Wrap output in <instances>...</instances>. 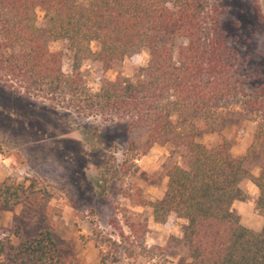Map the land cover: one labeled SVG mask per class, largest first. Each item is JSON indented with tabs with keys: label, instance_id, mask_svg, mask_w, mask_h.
Segmentation results:
<instances>
[{
	"label": "trees",
	"instance_id": "obj_1",
	"mask_svg": "<svg viewBox=\"0 0 264 264\" xmlns=\"http://www.w3.org/2000/svg\"><path fill=\"white\" fill-rule=\"evenodd\" d=\"M0 39V84L13 94L78 117L127 122L147 130L152 143L177 148L181 162L169 167L163 197L138 204L152 208L155 223L171 216L186 221L185 264H264V226L245 227L232 208L246 200L241 183L250 180L259 192L255 210L264 215V161L253 175L246 155L233 153L229 139L214 146L199 141L223 131L229 104L264 120V72L242 74L209 0H0ZM57 41L67 53L50 50ZM141 53L149 60L136 80L120 76L92 91L82 77L86 60L113 65ZM262 138L261 131L254 137ZM23 189L2 184L0 207L10 205L9 196L19 200ZM119 236L121 241L95 230L100 264H113L111 255L121 251L132 256L133 248L122 244L124 233ZM0 264L65 263L44 230L18 243L0 239Z\"/></svg>",
	"mask_w": 264,
	"mask_h": 264
},
{
	"label": "rangeland",
	"instance_id": "obj_2",
	"mask_svg": "<svg viewBox=\"0 0 264 264\" xmlns=\"http://www.w3.org/2000/svg\"><path fill=\"white\" fill-rule=\"evenodd\" d=\"M209 2L217 9L221 36L227 49L235 52L242 74L264 72V24L254 0ZM257 2L264 13V0ZM37 14L42 24L44 14ZM92 48L97 50L95 44ZM50 50L67 53V46L52 42ZM148 60L145 53L113 65L86 60L81 74L87 86L97 91L104 80L120 76L136 80ZM69 67L66 58L64 70ZM225 116L222 132L203 135L199 141L214 146L223 137L229 139L232 152L246 155L247 168L258 175L264 161V120L235 103L225 106ZM259 131L263 138L257 141ZM180 162L174 145L152 143L145 129L54 110L0 84V186L20 185L25 190L19 200L9 196L10 205L0 207V239L18 243L46 230L56 240L65 264H100L95 230L117 241L123 232L122 244L134 253L111 255L113 264H185L189 250L182 240V220L171 216L164 224L155 223L152 208L138 204L139 199L162 198L167 171ZM241 184L247 217L264 219L255 210L259 192L254 205L247 203V192L251 199L257 187L250 180Z\"/></svg>",
	"mask_w": 264,
	"mask_h": 264
},
{
	"label": "crops",
	"instance_id": "obj_3",
	"mask_svg": "<svg viewBox=\"0 0 264 264\" xmlns=\"http://www.w3.org/2000/svg\"><path fill=\"white\" fill-rule=\"evenodd\" d=\"M241 187H242V184H241ZM253 193L254 194L252 195V197L250 199V194H248V192H247V195H248L247 203H249V204L251 203L254 205V202L256 201L257 193H258L257 188H253ZM245 203H246L245 201L234 202L233 207H232L233 211L240 216L241 222L245 227L252 229L254 231H260L264 226V219H262V220H251V219H249L247 217L246 212L244 211ZM182 223L185 225L186 221L182 220Z\"/></svg>",
	"mask_w": 264,
	"mask_h": 264
}]
</instances>
